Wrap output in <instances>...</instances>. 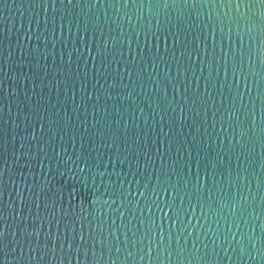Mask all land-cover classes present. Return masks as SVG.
Masks as SVG:
<instances>
[{
  "label": "water",
  "instance_id": "95a60500",
  "mask_svg": "<svg viewBox=\"0 0 264 264\" xmlns=\"http://www.w3.org/2000/svg\"><path fill=\"white\" fill-rule=\"evenodd\" d=\"M0 264H264L262 0H0Z\"/></svg>",
  "mask_w": 264,
  "mask_h": 264
},
{
  "label": "snow or ice",
  "instance_id": "6c2138e0",
  "mask_svg": "<svg viewBox=\"0 0 264 264\" xmlns=\"http://www.w3.org/2000/svg\"><path fill=\"white\" fill-rule=\"evenodd\" d=\"M262 2H264V0H262ZM239 7V0H237V8ZM3 234L0 233V236H2ZM0 244H2V242H0ZM0 250H2V247H0Z\"/></svg>",
  "mask_w": 264,
  "mask_h": 264
}]
</instances>
